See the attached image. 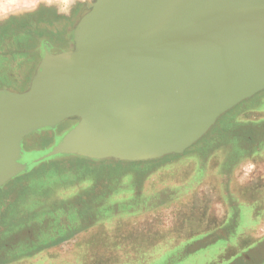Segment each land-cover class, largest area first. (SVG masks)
Returning <instances> with one entry per match:
<instances>
[{
	"label": "rangeland",
	"instance_id": "obj_1",
	"mask_svg": "<svg viewBox=\"0 0 264 264\" xmlns=\"http://www.w3.org/2000/svg\"><path fill=\"white\" fill-rule=\"evenodd\" d=\"M91 1L0 0V87L24 90L28 53L67 48ZM31 34L36 46L19 39ZM41 134L44 149L54 134ZM263 139L261 92L182 155L42 163L0 189V264H264Z\"/></svg>",
	"mask_w": 264,
	"mask_h": 264
},
{
	"label": "water",
	"instance_id": "obj_2",
	"mask_svg": "<svg viewBox=\"0 0 264 264\" xmlns=\"http://www.w3.org/2000/svg\"><path fill=\"white\" fill-rule=\"evenodd\" d=\"M65 38L38 46L24 90L0 87V189L55 159L182 155L264 92V0H92ZM48 131L49 147L24 148Z\"/></svg>",
	"mask_w": 264,
	"mask_h": 264
},
{
	"label": "flooded vegetation",
	"instance_id": "obj_3",
	"mask_svg": "<svg viewBox=\"0 0 264 264\" xmlns=\"http://www.w3.org/2000/svg\"><path fill=\"white\" fill-rule=\"evenodd\" d=\"M27 37H24V36H22V37H20L19 39H23L22 41L24 42V40H27V41H32V43H33V41H35V43H34V46H36V44H37V40H36V36H35V34H31V36L29 35H26ZM42 42H45L46 43V48H47V50H50V45L52 46V50H50V51H57L56 50V47H57V45H54V43L50 40V39H44V40H40L39 41V47H40V49H41V46H42ZM50 44V45H49ZM33 48H35V47H33ZM39 53H40V51L38 52V51H35V50H33V51H31V53H28V54H31V55H33L34 57L35 56H37L38 55V58H39ZM39 61V60H38ZM38 63V62H37ZM30 78V77H29ZM29 82V81H28ZM72 123V122H71ZM59 130V129H58ZM43 134H40V135H38V136H30V137H28L27 139H25L24 140V148L26 149V150H31V149H33V148H37V146H38V143L39 142H41V140L42 139H39V138H41V136H42ZM259 142H264V139H263V141H259ZM37 151V150H36ZM200 250V249H199Z\"/></svg>",
	"mask_w": 264,
	"mask_h": 264
},
{
	"label": "bare ground",
	"instance_id": "obj_4",
	"mask_svg": "<svg viewBox=\"0 0 264 264\" xmlns=\"http://www.w3.org/2000/svg\"><path fill=\"white\" fill-rule=\"evenodd\" d=\"M42 45L45 46V48L43 50L41 48V53H43V54L49 53L50 50H47L46 43L42 42ZM46 152H47V150L44 151L43 153L36 152L35 154L30 153V154H27V155H22L21 161H23V162L26 161L28 163V162L32 161L33 159H35V158L44 156L45 154H47Z\"/></svg>",
	"mask_w": 264,
	"mask_h": 264
},
{
	"label": "trees",
	"instance_id": "obj_5",
	"mask_svg": "<svg viewBox=\"0 0 264 264\" xmlns=\"http://www.w3.org/2000/svg\"><path fill=\"white\" fill-rule=\"evenodd\" d=\"M34 171V169L33 170H31L30 172H28V173H26V174H24V175H22L21 177H20V179L22 178V177H31V173ZM29 175V176H28Z\"/></svg>",
	"mask_w": 264,
	"mask_h": 264
}]
</instances>
